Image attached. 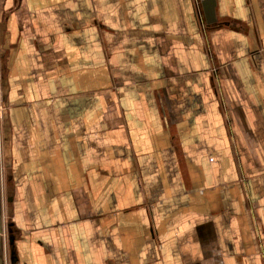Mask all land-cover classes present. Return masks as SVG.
Wrapping results in <instances>:
<instances>
[{
	"label": "crops",
	"instance_id": "0c3cea01",
	"mask_svg": "<svg viewBox=\"0 0 264 264\" xmlns=\"http://www.w3.org/2000/svg\"><path fill=\"white\" fill-rule=\"evenodd\" d=\"M213 1L0 0L7 264H264V0Z\"/></svg>",
	"mask_w": 264,
	"mask_h": 264
},
{
	"label": "flooded vegetation",
	"instance_id": "af4514ba",
	"mask_svg": "<svg viewBox=\"0 0 264 264\" xmlns=\"http://www.w3.org/2000/svg\"><path fill=\"white\" fill-rule=\"evenodd\" d=\"M7 189H8L7 186H5V200L6 201H8ZM0 214L1 216L3 214L1 205H0ZM2 226H3V229H2L3 232L0 235V264H7V262L13 263L15 260V256L11 249L12 244H10V240H9L10 237H13L12 236V225L9 222H6V224H4L3 216H2ZM5 237H6V240H5ZM5 249L7 252L6 254H5Z\"/></svg>",
	"mask_w": 264,
	"mask_h": 264
},
{
	"label": "rangeland",
	"instance_id": "374dc122",
	"mask_svg": "<svg viewBox=\"0 0 264 264\" xmlns=\"http://www.w3.org/2000/svg\"><path fill=\"white\" fill-rule=\"evenodd\" d=\"M2 116V107L0 105V118ZM3 164L2 162L0 163V205L2 208V212L5 213V206H6V200H5V182H4V170H3ZM3 216V214H2ZM6 249H5V254H6ZM4 254V255H5Z\"/></svg>",
	"mask_w": 264,
	"mask_h": 264
},
{
	"label": "water",
	"instance_id": "95a60500",
	"mask_svg": "<svg viewBox=\"0 0 264 264\" xmlns=\"http://www.w3.org/2000/svg\"><path fill=\"white\" fill-rule=\"evenodd\" d=\"M209 5H208V9H207V21L210 23V21H213L212 19L213 18H210V17H213V6H214V1L213 0H209ZM211 19V20H210ZM9 201V200H8ZM3 226H2V216L0 214V235L2 234L3 232ZM10 240V244L13 243V237H10L9 238Z\"/></svg>",
	"mask_w": 264,
	"mask_h": 264
},
{
	"label": "built area",
	"instance_id": "2783aa9c",
	"mask_svg": "<svg viewBox=\"0 0 264 264\" xmlns=\"http://www.w3.org/2000/svg\"><path fill=\"white\" fill-rule=\"evenodd\" d=\"M197 11V15H198V18L200 19L201 17L199 16V9H196Z\"/></svg>",
	"mask_w": 264,
	"mask_h": 264
}]
</instances>
